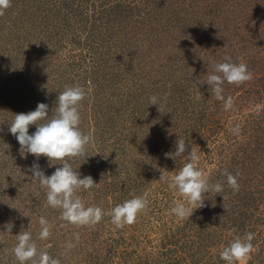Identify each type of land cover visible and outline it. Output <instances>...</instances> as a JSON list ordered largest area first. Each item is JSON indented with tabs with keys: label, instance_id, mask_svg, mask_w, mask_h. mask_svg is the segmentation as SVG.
<instances>
[{
	"label": "rangeland",
	"instance_id": "rangeland-1",
	"mask_svg": "<svg viewBox=\"0 0 264 264\" xmlns=\"http://www.w3.org/2000/svg\"><path fill=\"white\" fill-rule=\"evenodd\" d=\"M226 57L253 77L224 83L228 110L207 84ZM66 86L86 92L80 129L93 142L70 163L98 184L76 193L105 213L94 226L70 224L47 204L29 169L38 163L51 176L60 162L21 153L8 130L39 103L55 114ZM177 139L187 150L169 158ZM191 148L223 191L181 220L171 209L183 197L168 185ZM139 196L146 210L116 227L107 213ZM26 230L60 264H226L223 249L253 233L248 264H264V0H11L0 16V264H19L13 249Z\"/></svg>",
	"mask_w": 264,
	"mask_h": 264
},
{
	"label": "clouds",
	"instance_id": "clouds-1",
	"mask_svg": "<svg viewBox=\"0 0 264 264\" xmlns=\"http://www.w3.org/2000/svg\"><path fill=\"white\" fill-rule=\"evenodd\" d=\"M11 7V0H0V16H3ZM252 73L244 63H233L230 57L225 62L217 63L213 73L208 74L207 84L216 99L225 101V109L233 105V100L222 95L225 82L228 84L241 85L252 79ZM86 98L85 90L80 86L67 87L58 94L55 114H49L47 104L39 103L35 111L14 115V120L9 125V132L17 139L21 153H28L37 158L45 157L52 165V161H59L54 173L46 176L40 169L38 163H34L29 171L32 177L39 180L41 188L47 190V204L55 209L61 210V218L70 224L78 226H94L99 223L105 213L100 207H86L77 192L90 191L98 184L91 176L81 178L79 171L74 170L70 161L77 157H85L87 148L93 142L90 134H84L80 129L81 116L79 108ZM167 100V94L164 97ZM151 106H157L156 96L149 98ZM159 111V110H158ZM35 126L36 131L29 134L30 126ZM234 131H239L237 126ZM188 144L183 139H177L174 153H167L166 156L184 155ZM189 162L171 177L168 187L178 192L184 202L176 203L171 209L178 219H189L196 209L205 206V196L210 192L220 193L223 186L220 182L212 184L205 173L196 166L200 157L191 148L187 155ZM227 184L234 191L239 190V184L235 176L225 173ZM162 173L160 180H164ZM187 204V206H186ZM147 208V200L144 196L134 197L122 204L116 205L108 215L111 222L118 228L124 225H132L137 222L138 215ZM41 231L39 239L46 240L50 236L48 221L41 217L39 220ZM11 231V228L8 229ZM17 236L18 243L13 253L19 264H60L59 260L50 257L46 251H39L32 239L30 231L20 232ZM253 233H247L243 238L237 236L233 242L225 247L220 253V258L226 264H248L252 259L254 246Z\"/></svg>",
	"mask_w": 264,
	"mask_h": 264
}]
</instances>
